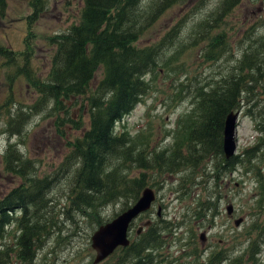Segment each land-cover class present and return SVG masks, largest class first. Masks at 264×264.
I'll return each instance as SVG.
<instances>
[{"label":"trees","instance_id":"1","mask_svg":"<svg viewBox=\"0 0 264 264\" xmlns=\"http://www.w3.org/2000/svg\"><path fill=\"white\" fill-rule=\"evenodd\" d=\"M178 1L81 0L77 20L45 38L53 50L44 79L35 76L30 65L31 31L23 38L22 50L0 43V59L8 80L20 76L38 95L26 111L18 109L6 115L8 133L20 135L28 117L43 108L47 115L56 114L57 132L61 133L64 125L80 130L67 140V152L58 169L40 176L34 171L33 162L14 143L5 145L1 155L3 169L17 176L19 182L0 196V264H11L12 260L33 264L37 251L49 237L55 235L56 243L64 240L57 219L64 216L75 223L73 216H83L96 228L131 205L144 187L155 191L160 188L166 175L172 176L174 187L170 189L176 197L193 186L198 188L188 219H201L206 224L218 214L222 178L237 168L252 174L257 197L260 201L264 198V31L255 36L254 27L239 40V46L244 43L240 54L227 60L224 73L212 85L194 87L190 109L183 117L177 116L169 145H148L145 135L137 138L121 124L117 128L122 118L143 100L154 77L180 52L201 41V57L213 62L233 54L225 31H213L225 23L224 16L239 0H219L205 17L192 21L185 44L181 32L185 21L197 10L194 5L182 22L157 41L139 45L140 34ZM44 4L45 0H27L29 22L38 17ZM4 6L5 0H0V12ZM185 88L179 83L175 97L172 92V101ZM79 100L83 101L81 109L73 118L71 108ZM10 102L8 95L0 103V115ZM83 108L87 114L84 127ZM240 108L252 120L257 134L250 145L224 158L223 120L227 113ZM59 171L65 172L61 178L56 175ZM62 183L68 191L63 194V201L57 199L55 209L50 192ZM115 203H119V210L103 219L100 208ZM176 226L158 218L105 259H110L109 264H153L160 256L165 237ZM243 233L248 240L244 248L247 259L255 263L264 225L251 221ZM222 251L212 253L208 264H241L242 256L223 261L227 255ZM195 252L192 250L191 254L196 256Z\"/></svg>","mask_w":264,"mask_h":264},{"label":"rangeland","instance_id":"2","mask_svg":"<svg viewBox=\"0 0 264 264\" xmlns=\"http://www.w3.org/2000/svg\"><path fill=\"white\" fill-rule=\"evenodd\" d=\"M218 2L219 0L178 1L167 8L140 34L137 43L148 45L157 41L177 23L182 22L185 15L192 12L194 5L197 6V10L192 18L189 17L185 21L181 32L184 38L181 41L185 44L186 33L191 22L205 17ZM80 5L81 0H45L44 9L33 22H29L27 16L31 10L27 0H5V6L0 12V43L14 50H22L23 38L28 31H31L33 39L30 44L33 50L30 65L35 76L44 79L53 50L45 38L65 30L69 24L75 22ZM224 20L225 23L213 32L221 29L225 31L233 54L213 62L207 57H201V49L204 47L201 41L180 52L177 59L169 61L165 69L154 77L143 100L122 118L117 128L121 124L126 131L136 135L137 138L140 134L145 135L149 139L148 145L160 147L172 142L176 118L178 115L183 117L184 113L190 109L189 98L194 87L201 86L203 83L212 85L224 73L227 60L240 54L239 49L244 47V43L239 46V40L244 35L250 34L254 27L255 36L264 31V0H239L227 12ZM177 34L178 32L176 36ZM175 65L180 67L175 68ZM6 74L7 69L0 59V103L8 95L11 98V102L6 106L7 108L3 107V113L0 115V196L19 182L17 176L3 169L1 155L7 143H14L17 150L33 162L34 171L40 176L58 169L67 152V140L80 133V130H75L68 125L61 128V133L57 132L54 126L56 114L47 115L46 109L43 108L28 117L20 135L9 134L5 124L6 115L13 114L18 109L26 111L38 95L22 77H14L9 81ZM181 82L186 88L181 91L175 101H172V92L175 97V88ZM82 102L79 100L76 107L71 108L73 118H76ZM81 115L84 127L87 119L85 108L82 109ZM167 133L168 135H165ZM256 134L252 120L244 115L240 108L234 133L235 153H239L245 146L250 145ZM56 175L61 178L65 172L59 171ZM252 177L250 172L237 168L222 178L218 214L213 217L212 222L208 223L211 225H208L202 223L201 219L198 221L188 219L190 218L188 210L193 207V199L198 188L193 186L183 194L177 193L176 197V192L170 189L174 187L172 186L174 182H170L173 181L172 176L166 175V178L161 181L160 188L155 191L156 197L151 207L133 221L129 238L134 235V228L145 219H150L153 223L161 218L177 226L171 229L174 232L165 237V244L159 251L160 256L153 264H208L210 255L219 249H223L222 252L229 255L223 260L225 262L233 256H242L241 264H264V236L260 244L261 250L255 256L257 259L255 263L247 259L248 253L244 251L248 242L243 233L244 227H247L251 221L264 225V198L260 201L257 197ZM63 185L64 183L56 185L50 192L54 205L56 204L55 209L58 205L57 199L63 201V194L68 191ZM227 204L232 206L231 214L225 212L224 206ZM158 205L160 215L157 218L155 213ZM118 210L119 203H115L100 208L99 212L105 219ZM72 218L75 223L64 216L60 217V220L57 219V225L62 227L61 236L64 240L56 243L55 235L49 237L45 245L37 251L33 264H91L94 251L89 245V236L95 225L83 216L75 215ZM235 218H241L238 225L233 224ZM201 233L202 240L199 239ZM192 250L196 251V256L191 254ZM105 260L106 262L103 263L102 260L99 264H109L110 259ZM11 264L19 263L12 260ZM221 264L226 263L221 262Z\"/></svg>","mask_w":264,"mask_h":264},{"label":"water","instance_id":"3","mask_svg":"<svg viewBox=\"0 0 264 264\" xmlns=\"http://www.w3.org/2000/svg\"><path fill=\"white\" fill-rule=\"evenodd\" d=\"M239 110L230 111L223 120L221 148L224 158L231 157L236 148L234 133L236 128L237 115ZM155 193L150 187H144L138 198L126 209L117 213L110 220L98 225L89 236L90 247L94 250L92 264H96L106 258L118 246H126L129 243L128 232L133 220L142 212L146 211L151 202L154 200ZM226 214H231L232 206L227 204L224 206ZM160 207L156 208V215L159 216ZM241 218L233 220L234 225H238ZM150 224L145 221L142 225H138L135 234H139L143 226ZM202 235V234H201ZM200 235V236H201Z\"/></svg>","mask_w":264,"mask_h":264}]
</instances>
